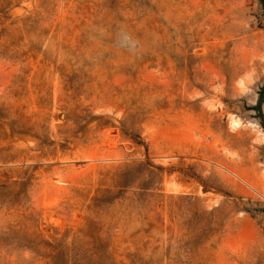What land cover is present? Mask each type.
<instances>
[{
	"label": "rangeland",
	"instance_id": "374dc122",
	"mask_svg": "<svg viewBox=\"0 0 264 264\" xmlns=\"http://www.w3.org/2000/svg\"><path fill=\"white\" fill-rule=\"evenodd\" d=\"M0 264H264V0H0Z\"/></svg>",
	"mask_w": 264,
	"mask_h": 264
},
{
	"label": "bare ground",
	"instance_id": "6f19581e",
	"mask_svg": "<svg viewBox=\"0 0 264 264\" xmlns=\"http://www.w3.org/2000/svg\"><path fill=\"white\" fill-rule=\"evenodd\" d=\"M228 122V127L232 131L236 130L240 126V120L236 119L235 117L229 118ZM167 190L174 193L179 192V188L177 187V185L175 186L174 184H169Z\"/></svg>",
	"mask_w": 264,
	"mask_h": 264
}]
</instances>
